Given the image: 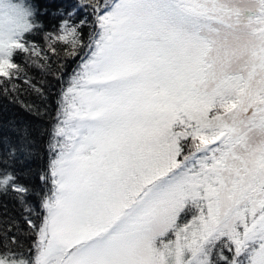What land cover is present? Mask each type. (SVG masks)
<instances>
[{
    "label": "snow or ice",
    "instance_id": "6c2138e0",
    "mask_svg": "<svg viewBox=\"0 0 264 264\" xmlns=\"http://www.w3.org/2000/svg\"><path fill=\"white\" fill-rule=\"evenodd\" d=\"M0 99V264H264V0H0Z\"/></svg>",
    "mask_w": 264,
    "mask_h": 264
},
{
    "label": "trees",
    "instance_id": "16d2710c",
    "mask_svg": "<svg viewBox=\"0 0 264 264\" xmlns=\"http://www.w3.org/2000/svg\"><path fill=\"white\" fill-rule=\"evenodd\" d=\"M72 2H74V0H72ZM34 3L40 9H42L44 7H49L50 9L54 10L55 7H58V6H61L62 4H64L65 0H56L55 4L49 3V0H34ZM41 20H42L43 24L45 25L46 30H52V26L58 25V23H59L58 18L53 19L51 17L50 13L41 17ZM39 43L40 44L44 43L42 38L39 39ZM48 55L52 56L53 54L48 53ZM61 56H62V53H61ZM67 63L69 66L68 70L70 71L71 68L74 66V62L68 61ZM53 67H55V65H53ZM29 71H30V74L35 76L37 79H39L41 77V72L39 69L33 68V69H30ZM46 79H48L49 81H52L51 76L46 77ZM49 103L53 107L55 106V97L54 96H49ZM0 106L6 107L7 111H6V113H4V115H6L7 117H15L22 122H24V121L35 122V118L30 116L28 113H26L18 104H13L7 100L0 99ZM46 139H47L46 135L44 137H41L40 143L42 144ZM41 151H43V149H41ZM46 165H47V155L46 154H45V158L42 162H40V161H34L33 162L34 167H41V166H46ZM36 183H39V181L37 180Z\"/></svg>",
    "mask_w": 264,
    "mask_h": 264
}]
</instances>
